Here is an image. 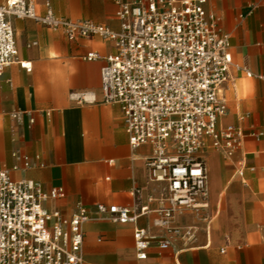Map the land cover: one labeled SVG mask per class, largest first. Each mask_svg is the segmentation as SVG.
<instances>
[{
  "label": "crops",
  "instance_id": "0c3cea01",
  "mask_svg": "<svg viewBox=\"0 0 264 264\" xmlns=\"http://www.w3.org/2000/svg\"><path fill=\"white\" fill-rule=\"evenodd\" d=\"M31 1L38 14L50 7L58 17L119 28L116 0ZM205 8L226 34L232 59L218 92L226 106L218 124L237 127L241 144L228 156L205 139L200 155L208 173L210 219L184 211L176 223L196 225L195 239L168 249L153 241L144 259L136 256L133 230L158 233L153 213L133 224L95 211L97 203L154 208L157 201L148 197L164 187L148 178L151 146L132 148L120 105L104 101L100 71L115 52L113 40L97 35L69 40L61 28L11 19L17 59L30 68L14 62L0 71V168L14 180L37 182L49 195L43 202L49 211L70 216L78 205L88 210L82 264H264V80L245 72L264 74V0H207ZM88 51L98 57L85 59ZM70 92L89 100L73 101Z\"/></svg>",
  "mask_w": 264,
  "mask_h": 264
},
{
  "label": "built area",
  "instance_id": "2783aa9c",
  "mask_svg": "<svg viewBox=\"0 0 264 264\" xmlns=\"http://www.w3.org/2000/svg\"><path fill=\"white\" fill-rule=\"evenodd\" d=\"M206 1L116 0L117 30L90 19L58 17L50 7L38 14L31 0L0 2V71L14 62L30 68L28 62L17 59L13 17L61 28L69 40L95 35L113 40L115 52L105 57L100 71L104 101L120 105L132 148L151 146L146 159L148 178L164 187L157 197H148L157 201L154 208L97 203L95 211L112 222L133 224L153 213L152 225L158 233L139 226L133 230L138 259L146 258L153 241L160 249H168L195 239L196 225L176 223L184 211L210 219L208 173L200 155L205 139L228 156L241 144L237 127L218 124L226 109L218 92L232 59L227 36L216 16L206 10ZM97 57L95 51L84 55L88 60ZM245 72L264 80V74L246 68ZM69 97L80 103L89 100L81 92H70ZM29 164L24 157V165ZM48 196L34 180H14L7 169L0 168V264L83 263L88 210L78 205L70 216L49 211L43 204Z\"/></svg>",
  "mask_w": 264,
  "mask_h": 264
}]
</instances>
